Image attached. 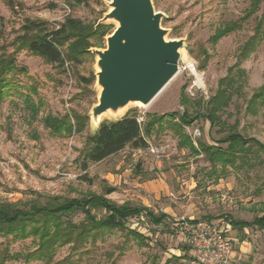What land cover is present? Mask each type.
Instances as JSON below:
<instances>
[{"label": "rangeland", "instance_id": "374dc122", "mask_svg": "<svg viewBox=\"0 0 264 264\" xmlns=\"http://www.w3.org/2000/svg\"><path fill=\"white\" fill-rule=\"evenodd\" d=\"M111 0H0V32L2 40L11 42L21 33L27 18L48 22L57 28L67 16L84 22H96L110 10ZM250 0H153L155 9L165 13L162 26L169 39L183 38L180 71L149 106L132 104L118 116L105 114V119L123 117L136 112L145 123L157 115L166 114L146 136L148 145L161 150L158 166L150 150L127 146L101 162L90 163L87 170L80 165L79 153L86 136L95 131L91 124L83 133L54 135L43 118L48 114L88 113L98 101L97 55L85 54L81 61L67 63L65 70L47 63L42 57L23 49L18 52L20 90L34 85L35 101L42 105L36 117L26 106L24 97L14 94L0 103V198L27 201L38 193L81 197L89 193L106 194L112 201L139 204L143 210L173 214L161 223L153 222L146 211L125 219V229L105 230L96 241L74 250L70 244L60 247L55 260L70 256L73 264H189L191 248L183 236L173 229L172 220L181 216L213 221L231 219L252 221L264 215V151L240 152L236 164L221 166L211 161L205 151L199 154L189 147L179 146L178 129L191 137L199 148L200 141L226 148L220 139L231 130L264 143V94L253 99L264 87V27L263 37L248 57H241V47L255 32L256 18L263 17L264 0L259 9L242 27L214 42L215 30L230 20L240 19L250 6ZM109 28L101 40L93 39L98 48L106 47L107 36L117 27ZM9 50L14 46L9 45ZM243 71L237 81L239 91L232 95L228 107L219 111L220 122L211 125L207 118V102L219 87L222 78ZM188 110L198 116L190 125L182 126L180 116ZM73 120V118H72ZM140 171L137 172V168ZM157 179V180H155ZM151 181V182H148ZM152 183V184H150ZM98 215L103 211L96 210ZM85 217L83 211L72 216L76 222ZM135 231L143 239L129 233ZM241 235L252 240L254 262L264 264V229L248 227ZM10 244L12 252L33 250L32 239L0 237V244ZM168 261V263H167ZM5 264H45L41 260L22 259Z\"/></svg>", "mask_w": 264, "mask_h": 264}, {"label": "trees", "instance_id": "16d2710c", "mask_svg": "<svg viewBox=\"0 0 264 264\" xmlns=\"http://www.w3.org/2000/svg\"><path fill=\"white\" fill-rule=\"evenodd\" d=\"M250 6L246 9L244 16L240 19L230 20L219 26L211 40L216 42L223 36L240 29L245 21L250 19L259 9L263 0H250ZM263 17L256 18L255 32L250 39L241 47L240 55L248 57L254 51L256 45L263 37ZM109 25L96 22H84L79 18L67 16L65 21L57 28L48 26L47 21L27 18L21 26V33L17 34L9 44L2 40L0 32V103L19 94L24 97L26 106L32 110L33 117L39 113L42 105L41 99L33 98L37 93L34 85L26 86L27 93L20 90L21 80L17 74H27V69L19 65L17 54L26 49L40 57L47 63L65 70L67 63L81 61L85 54H93L90 50L97 46L93 39L101 40L108 31ZM14 49L9 50L8 46ZM243 71L237 74L231 73L222 78L214 95L207 102L206 113L211 125L220 122L219 111H222L232 101L234 92L239 91L237 81L242 79ZM264 94V87L259 89L253 99ZM203 113L197 111L192 116L188 110H184L180 116L182 126L190 125ZM166 114L157 115L149 119L143 127L139 115L136 112L127 113L118 119H105L98 129L86 136L85 143L80 149V165L87 170L90 163L101 162L104 159L117 154L127 146L133 149L146 148L149 136L156 124L161 123ZM73 118V120H72ZM46 128L54 135H71L72 133H83L90 125V115L74 111L73 114L48 113L43 118ZM179 146L189 147L193 152L199 154L205 151L208 158L220 162L223 167L227 164H236L240 152L246 154V150L252 151L253 147L258 152L264 151V143L254 137H246L237 130H231L224 135L220 141L227 143L226 148L209 145L200 141L198 148L189 135L179 128ZM137 172L140 168L136 169ZM115 188H108L105 194L89 193L81 197H63L60 195L38 193L34 198L27 201H9L0 198V237L12 236L13 239H32L35 244L33 250L26 252H12L10 244H0V264L7 261L22 259L25 262L41 260L45 264H73L70 256L61 260H55V255L60 247L70 244L74 250L83 248L89 240L96 241L105 230L125 229L124 222L130 215L146 211V215L155 223H161L168 215L160 214L153 210H143L141 205L124 202L118 204L106 196ZM81 209L85 217L76 222L72 216ZM103 211V215L96 212ZM235 227H259L264 229V215L256 217L252 221L231 219ZM132 235L144 240L135 231H129ZM168 263V261H167Z\"/></svg>", "mask_w": 264, "mask_h": 264}, {"label": "water", "instance_id": "95a60500", "mask_svg": "<svg viewBox=\"0 0 264 264\" xmlns=\"http://www.w3.org/2000/svg\"><path fill=\"white\" fill-rule=\"evenodd\" d=\"M99 23L117 27L106 47H92L97 55L98 101L90 112L98 129L105 114L118 116L132 104L149 106L180 71L183 38L169 39L162 26L165 13L153 0H111ZM118 119V118H115Z\"/></svg>", "mask_w": 264, "mask_h": 264}, {"label": "built area", "instance_id": "2783aa9c", "mask_svg": "<svg viewBox=\"0 0 264 264\" xmlns=\"http://www.w3.org/2000/svg\"><path fill=\"white\" fill-rule=\"evenodd\" d=\"M142 123L144 117L138 118ZM140 149V148H139ZM140 150H150L156 155V165L161 150L149 144ZM176 229L191 248L189 264H231L234 253L233 224L228 220L192 219L185 216L174 218Z\"/></svg>", "mask_w": 264, "mask_h": 264}, {"label": "crops", "instance_id": "0c3cea01", "mask_svg": "<svg viewBox=\"0 0 264 264\" xmlns=\"http://www.w3.org/2000/svg\"><path fill=\"white\" fill-rule=\"evenodd\" d=\"M113 156V155H112ZM110 156V157H112ZM110 157L104 159L107 160ZM103 160V161H104ZM157 180V179H155ZM151 182V181H148ZM152 184V183H150ZM169 207H166V209L164 210L165 213L168 215V217H170L169 215H173L168 211ZM238 228L240 227H235L233 226V230H232V236L234 238V253H233V259L231 261V264H240V262L243 261H250V262H254V251L255 248L252 244V240H250L249 237L241 235L238 231ZM248 227H244L243 230L248 233L247 230Z\"/></svg>", "mask_w": 264, "mask_h": 264}]
</instances>
